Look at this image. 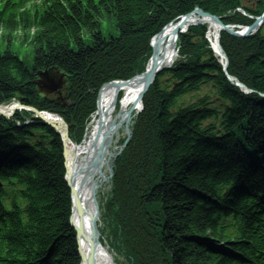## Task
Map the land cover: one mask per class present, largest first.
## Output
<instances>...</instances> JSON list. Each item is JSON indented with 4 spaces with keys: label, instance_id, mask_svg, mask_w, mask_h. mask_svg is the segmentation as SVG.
I'll return each mask as SVG.
<instances>
[{
    "label": "trees",
    "instance_id": "1",
    "mask_svg": "<svg viewBox=\"0 0 264 264\" xmlns=\"http://www.w3.org/2000/svg\"><path fill=\"white\" fill-rule=\"evenodd\" d=\"M4 1L0 36L8 43L0 53V104L19 100L61 115L76 144L100 90L141 74L150 40L166 24L196 8L222 17L244 6V0ZM255 1L261 13L264 0ZM225 22L251 23L239 16ZM205 31L195 27L180 36L186 61L149 88L132 140L116 162L101 209L104 234L128 264H245L249 249L264 255L259 216L248 199L264 193L255 182L260 177L264 184V36L222 35L229 75L256 92L245 96L224 75ZM19 33L33 47L31 68L13 49ZM50 69L66 75L70 108L39 94L38 73ZM32 116L18 111L12 120L0 118V177L10 188L8 208L0 202V264H80L63 143ZM238 147L257 174L242 173ZM246 176L258 187L236 203L235 180ZM216 201L228 209H217ZM231 214L242 221L235 235L225 222Z\"/></svg>",
    "mask_w": 264,
    "mask_h": 264
},
{
    "label": "bare ground",
    "instance_id": "2",
    "mask_svg": "<svg viewBox=\"0 0 264 264\" xmlns=\"http://www.w3.org/2000/svg\"><path fill=\"white\" fill-rule=\"evenodd\" d=\"M201 22L206 23L209 26V39L210 42L213 44L214 47L218 49V35H219V29L218 27L211 22L209 19H201ZM193 23V20L191 19V22ZM175 25H169L166 27L162 33H160L156 41H154V45L157 44V41L160 43V46L158 45V50L160 52V58L162 60L163 66H168L171 63L174 62L177 52H176V43H177V36H176V29ZM184 30L187 29L186 27H183ZM22 33V31H20ZM19 33V35H21ZM149 63L148 71H151L153 68V58ZM160 60V61H161ZM143 78H137L135 79L131 84H127L122 90H123V98L120 101V114H126L130 108L133 109V113L138 111L140 108V105L138 103V98L142 94L143 89ZM120 89L111 84L107 85L101 92V96L99 99V112L98 116H96V119L99 117V121L94 123L93 128H97L98 125V140L100 142L107 141L108 145H110L111 142H113V136L115 131L114 123V114H115V106L113 105L114 100L116 99V96ZM15 107H12V105L8 106H0V113L4 114L6 116H10L14 113ZM16 114V112H15ZM120 116L117 117V121L120 120ZM101 122V123H100ZM100 123V125L98 124ZM93 129V130H94ZM97 129H95L94 134L91 137V140H87L80 145L79 147L75 146V143L72 141H67L66 143V164L68 168L69 177L72 180V186L76 189L82 204L83 208L85 210V217L81 218V216L78 215L77 211L73 214V224L76 226H79L82 230L86 231L87 236L89 237L90 232V221L91 216L95 214V208L93 205V198L94 194L98 191L102 179L105 177V168L106 163L109 160L110 152H111V145L107 150L105 151V160L101 167V170L97 172L96 174L89 177L86 182L83 183V179L85 177V172L88 173L91 169L93 160H94V138L96 135ZM121 138V134L118 135L117 140L114 142L115 145H117L118 141ZM109 139V140H108ZM241 155V166L242 173L243 169L247 170V172H251L249 169H252V173L257 174L255 170L259 171L254 163L247 159L243 151L238 147L237 148ZM115 150V149H114ZM255 169V170H254ZM244 180L242 182H238L235 179L238 189L237 192L234 195V200L236 203H238L240 199H242L243 196L246 194H255L252 186L258 187V185H255L254 182L249 180V176L243 177ZM264 178V176H263ZM255 182L261 183L264 187V184H262L263 180L262 178H257ZM233 200V201H234ZM225 202V201H224ZM217 209H224L227 210L228 208L222 207L219 201L215 202ZM80 249L83 254L84 260H87L90 255V247L88 242L82 241L80 243ZM96 264H115L111 256L109 255L106 248H104L102 245L98 248L96 252Z\"/></svg>",
    "mask_w": 264,
    "mask_h": 264
},
{
    "label": "water",
    "instance_id": "3",
    "mask_svg": "<svg viewBox=\"0 0 264 264\" xmlns=\"http://www.w3.org/2000/svg\"><path fill=\"white\" fill-rule=\"evenodd\" d=\"M196 12L200 13V14H205L203 11L201 10H197ZM189 18V16L186 17V20L182 23L179 24V27H183L184 24L187 22V19ZM216 22H218V24L221 26V28L223 30H225L226 32H228L229 34L233 35V36H237V37H242L244 35V33H234L230 30L227 29V27L223 26V24L219 21L218 18L216 17H212ZM264 21V15L261 19H259L257 21V23L248 28L246 30V32H251L254 28L258 27L259 25H261ZM156 60L154 63V67L152 69V71L150 72V74L147 75L146 77V81L144 86L147 88L151 83L153 78L158 74L159 72V66H158V61H159V54L157 53L155 56ZM66 83V79H65V75L60 73V72H53V71H46V72H40L39 73V80L36 82L37 86L39 87V90L41 93H45V94H51V93H57V94H61V90L64 87ZM132 82H127L126 84L122 83V84H118L115 83L119 89H122L123 87H125L127 84H131ZM240 87H243L242 85H239ZM59 100H61L59 98ZM115 104V100L113 105ZM65 106V104H64ZM36 114L38 116H40L43 119H49L50 121H56L58 122V127H56L57 131L59 132L60 130V136L62 138V141L64 143V146L66 145L67 141H69V137H68V133L65 127V123L62 119H60L59 117H53L50 114L47 113H41V112H36ZM49 122V121H48ZM95 144H96V148L98 150V153L95 157V162L93 165V168L90 170V172L88 174L85 175L84 179H83V183L86 182V180L91 177L102 165L103 162V157H104V147L105 144H99L98 143V135H95ZM65 153L67 154V150L65 148ZM67 167V164H66ZM67 184L71 190L72 193V199H73V208H72V214H74V212L78 211L81 215L85 216V210L83 209L80 197L76 191V189L72 186V180L69 177V173L67 175ZM70 225L72 228H74V230L77 233V238H81V239H86L90 245H91V254L90 257L85 261V264H95V251H96V243H97V227H96V217L95 216H91V237H88L87 234H85V232H83L80 228L75 227L72 223V218L70 219Z\"/></svg>",
    "mask_w": 264,
    "mask_h": 264
},
{
    "label": "rangeland",
    "instance_id": "4",
    "mask_svg": "<svg viewBox=\"0 0 264 264\" xmlns=\"http://www.w3.org/2000/svg\"><path fill=\"white\" fill-rule=\"evenodd\" d=\"M30 37V36H29ZM14 44H13V49L15 50V51H17L18 52V55H20L24 60H25V62H26V64H27V66L28 67H32V62H33V57H34V54H33V47H32V45L29 43V45L28 44H26V43H24V41H23V38H21L20 37V35L19 34H17V35H15L14 36ZM31 39V38H30ZM7 43L8 42H3L2 41V39H1V36H0V53H2L4 50H5V48H6V45H7ZM50 70H52V69H50ZM49 70V71H50ZM68 86H66V87H64V89L62 90V93L61 94H56V93H51V94H47V96H45V97H51V98H55V99H57V98H60L61 100V102H65V103H61V105H62V107L63 108H70L73 104V102H69V98H68ZM90 94H91V96H94V93H93V91H91L90 92ZM122 97H123V95H122ZM64 104H65V106H64ZM95 104H96V109H97V104H99V102H98V97H97V100H96V102H95ZM34 118V117H33ZM116 118V117H115ZM25 123H27V122H25ZM64 123H65V120H64ZM90 124V123H89ZM87 126H89V125H87ZM88 131V130H87ZM84 132H85V129H84ZM91 133V132H90ZM90 133H88V138H89V136H90ZM88 140V139H87ZM81 145V143L78 145V146H80ZM63 157H64V168H65V176H64V180H65V182L67 183V175H68V168L66 167V153H65V150H64V154H63ZM107 171H106V175H107ZM108 184H109V181H107V182H101V190L103 189V187L104 186H106V189H105V192H101L103 195H104V193H106V191H109L108 190ZM68 185V184H67ZM69 187V186H68ZM101 193H100V195H101ZM100 199H103V200H106V199H108V197H105V198H100ZM70 219H71V217H70ZM70 221V220H69ZM71 226V225H70ZM109 243H111V241H106V239H105V245L107 246V247H109ZM109 244V245H108ZM111 246V248H112V250H111V248H110V253L112 254V256L114 257V258H116L117 259V256L119 257L120 255H119V252L117 251V249L115 248V247H113L112 245H110ZM121 262H123L122 261V259L120 260ZM124 263V262H123Z\"/></svg>",
    "mask_w": 264,
    "mask_h": 264
}]
</instances>
